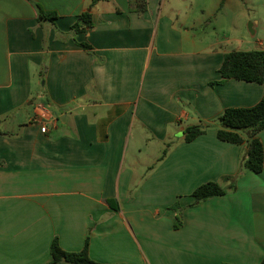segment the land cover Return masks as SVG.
I'll return each mask as SVG.
<instances>
[{
    "label": "crops",
    "instance_id": "0c3cea01",
    "mask_svg": "<svg viewBox=\"0 0 264 264\" xmlns=\"http://www.w3.org/2000/svg\"><path fill=\"white\" fill-rule=\"evenodd\" d=\"M146 2L139 15L129 0H0V264H48L56 237L67 252L89 237L101 264L264 259V170L241 171L247 145L216 122L264 85L211 84L225 54L264 50V0ZM85 12L93 28L73 33ZM194 125L207 130L187 143ZM209 182L227 194L192 206Z\"/></svg>",
    "mask_w": 264,
    "mask_h": 264
},
{
    "label": "trees",
    "instance_id": "16d2710c",
    "mask_svg": "<svg viewBox=\"0 0 264 264\" xmlns=\"http://www.w3.org/2000/svg\"><path fill=\"white\" fill-rule=\"evenodd\" d=\"M101 1V0H95ZM130 10L142 15L147 10L146 0H129ZM39 19H48L51 22L57 18L56 13H47L39 3H33ZM92 15L89 12L82 13L78 16L76 23L72 26L73 33H83L93 28ZM85 50L91 52L92 47L85 43H78ZM222 76L221 81L211 83L223 84L227 80L235 79L245 82H252L264 85V50L252 51H234L224 55L223 63L220 68ZM217 137L223 142L232 144L247 145V153L241 160V171H249L260 174L264 170V147L258 134L264 129V95L255 106L249 108H228L218 118ZM207 126L194 125L186 128L184 132V141L190 143L199 136L205 134ZM167 154L165 150L162 160ZM238 176L234 177L236 180ZM235 185L232 191L235 190ZM228 190L220 184L209 182L198 187L193 193L194 203L196 206L215 196L227 194ZM112 204V201L110 202ZM177 212L176 228L182 223V212L178 205L174 206ZM89 237L86 239L84 248L80 252L64 251L58 238H54L51 244V260L48 264H101L93 261L89 256ZM264 264V259L261 261Z\"/></svg>",
    "mask_w": 264,
    "mask_h": 264
},
{
    "label": "rangeland",
    "instance_id": "374dc122",
    "mask_svg": "<svg viewBox=\"0 0 264 264\" xmlns=\"http://www.w3.org/2000/svg\"><path fill=\"white\" fill-rule=\"evenodd\" d=\"M248 24L247 23V29H248ZM155 143V142H154ZM159 150V147L157 149V146H153V147H150L148 149H145L143 151V156H141V162H144L145 164L148 163V164H152L156 161L157 159V152ZM160 154V153H159ZM161 155V154H160Z\"/></svg>",
    "mask_w": 264,
    "mask_h": 264
},
{
    "label": "built area",
    "instance_id": "2783aa9c",
    "mask_svg": "<svg viewBox=\"0 0 264 264\" xmlns=\"http://www.w3.org/2000/svg\"><path fill=\"white\" fill-rule=\"evenodd\" d=\"M40 124H41V123H40ZM46 131H47V125L44 124V125L41 127V132H42V133H46Z\"/></svg>",
    "mask_w": 264,
    "mask_h": 264
},
{
    "label": "water",
    "instance_id": "95a60500",
    "mask_svg": "<svg viewBox=\"0 0 264 264\" xmlns=\"http://www.w3.org/2000/svg\"><path fill=\"white\" fill-rule=\"evenodd\" d=\"M249 31H250V30H249ZM61 121H62V122H64V121H65V117H64V118H62V119H61Z\"/></svg>",
    "mask_w": 264,
    "mask_h": 264
}]
</instances>
